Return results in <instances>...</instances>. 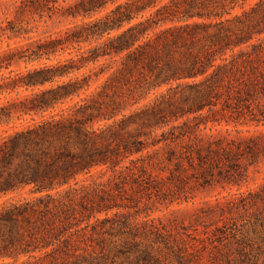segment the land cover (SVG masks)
I'll return each instance as SVG.
<instances>
[{
    "label": "trees",
    "instance_id": "1",
    "mask_svg": "<svg viewBox=\"0 0 264 264\" xmlns=\"http://www.w3.org/2000/svg\"><path fill=\"white\" fill-rule=\"evenodd\" d=\"M58 3L21 0L19 10L42 18ZM63 15L81 23L0 50V96L15 94L0 104V126L30 118L0 136V199L25 188L34 196L0 204V259L81 264L92 219L153 197L181 204L194 181L237 188L223 197L229 216L217 230L264 264V183L241 191L264 161V133L249 129L264 127V0H77ZM8 27L0 38L29 33ZM98 167L120 173L113 187L77 189ZM242 211L252 219L239 225ZM248 224L263 229L254 245L239 240Z\"/></svg>",
    "mask_w": 264,
    "mask_h": 264
},
{
    "label": "rangeland",
    "instance_id": "2",
    "mask_svg": "<svg viewBox=\"0 0 264 264\" xmlns=\"http://www.w3.org/2000/svg\"><path fill=\"white\" fill-rule=\"evenodd\" d=\"M76 1L59 0L60 11L54 10V14L45 12L40 18L37 14L20 12L21 0H0V34L6 32V36L11 35L8 30L9 21L23 31L27 30L29 32L25 35V39L9 40L2 36L0 38V50H6L8 45L10 47L26 46L28 39L37 40L51 35L56 36L62 34L67 28L81 23L79 18L74 19L63 15V12L69 6L74 5ZM255 1L251 0V3ZM71 52L74 53L75 50L73 49ZM34 65H39V63ZM25 66L24 63H21L15 65L13 69L24 70ZM28 67H31V65H28ZM90 68H94V66ZM101 82L102 79L95 83L92 90ZM164 90L163 88L153 91L144 104L154 99L155 95L162 93ZM20 95L25 94L21 92ZM14 97L15 94L0 96V104H4L6 100ZM192 118V116L189 117V119ZM25 119V121H13L8 125L0 126V136L5 132L11 133L15 129H22L30 124V118L26 117ZM181 122L177 123L181 124ZM247 129L245 127L240 128L244 131L242 135H247ZM249 129L250 134L264 133L263 126ZM233 135L236 134L233 133ZM136 158L138 156L134 157V159ZM157 169L152 170L154 176L165 179L169 175L167 171L162 172ZM119 175V172H112L107 168L98 167L92 170L90 176L85 175L78 178L80 182L77 189L85 187L90 194L96 191L97 185H102L105 189H111L113 183L118 180ZM263 183L264 161H261L250 167L248 184L243 186L241 191L256 189ZM189 188L191 190L188 200L181 204H167L153 197L150 201L143 199L138 209H114L108 213L109 222L96 223L95 219H92L90 226L84 230L86 234L84 241L78 243L79 250L77 254L80 255L79 261L81 264H253V259L247 261L240 256V247L230 237L229 232L227 233V239L224 240L221 237V232L217 230L224 226L226 217L229 216L227 211L221 208L223 197L236 193L237 188L232 190H224L220 186L202 188L194 181L189 182ZM126 189L128 194H132L130 186H127ZM60 192L66 197L64 189ZM77 193H81V191ZM33 197L30 188H25L15 194L3 197L0 199V204L22 201ZM124 202L127 203V201ZM115 213H119V215L114 216ZM95 215L100 220L107 217L104 213H96ZM235 216L239 225L252 219L250 213H244L243 211ZM123 222L126 223L125 227H122ZM85 226L86 222H83L81 227ZM262 231L261 227L253 230L248 224L246 229L238 235L239 240L254 245L257 234H261ZM36 256L39 259L40 255ZM257 259L261 263V256L258 255ZM28 262L34 263L36 260L28 259L27 256H20L17 259H0V264H28Z\"/></svg>",
    "mask_w": 264,
    "mask_h": 264
}]
</instances>
